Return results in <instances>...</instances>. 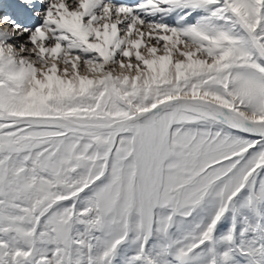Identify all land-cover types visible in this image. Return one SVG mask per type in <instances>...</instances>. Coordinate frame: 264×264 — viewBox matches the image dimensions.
Wrapping results in <instances>:
<instances>
[{
	"label": "snow or ice",
	"instance_id": "1",
	"mask_svg": "<svg viewBox=\"0 0 264 264\" xmlns=\"http://www.w3.org/2000/svg\"><path fill=\"white\" fill-rule=\"evenodd\" d=\"M0 264H264V0H0Z\"/></svg>",
	"mask_w": 264,
	"mask_h": 264
}]
</instances>
